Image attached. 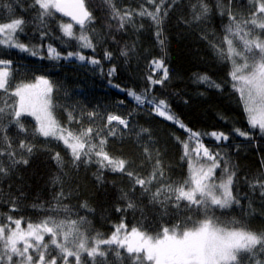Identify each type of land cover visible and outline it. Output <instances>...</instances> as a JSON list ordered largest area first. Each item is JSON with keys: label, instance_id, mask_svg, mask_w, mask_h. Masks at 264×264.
<instances>
[{"label": "snow or ice", "instance_id": "snow-or-ice-1", "mask_svg": "<svg viewBox=\"0 0 264 264\" xmlns=\"http://www.w3.org/2000/svg\"><path fill=\"white\" fill-rule=\"evenodd\" d=\"M233 2L227 0L224 4L223 0H216L217 14L222 18V35L204 32L201 39L208 42L220 62L230 65L226 83L237 94L249 129L233 128L232 132L251 139L252 132L264 136V0H247L251 6L247 16L234 12ZM103 3L107 6V17L101 29L95 26L96 16L86 0H31L24 10L35 13L32 19L37 24L40 40L50 35L49 22L57 14L70 18L68 22L63 19L58 22L61 36L57 39L69 46L74 41L76 51L64 54L51 44L45 49L43 44L24 43L21 36L26 37L28 22L13 16L7 22H0V46L41 59L74 58L100 65L99 59L86 57L83 50L95 53L98 46L109 40L119 45L121 40L117 34L129 28L140 32L147 22L149 28L155 29L161 50L166 47L162 26L174 0H141L136 8L118 7L115 0H103ZM4 6L10 13L13 11L11 4ZM212 12L206 0H195L191 5V19L183 23L199 27L210 19ZM134 47L125 44L119 48V55L127 59ZM113 55L109 48H104V60H112ZM11 65L10 59H0V93L14 98L13 104L0 107V177L9 176L19 165H28L35 147L31 138L39 136L62 143L74 167L95 164L101 173L107 170L126 176L130 189L121 197L126 201L125 207H118L117 212L136 208L134 197L139 189L140 196L160 205L165 214L169 207L174 209L177 219L174 223L161 224L154 231L136 226L129 229L122 219L113 225L110 235L105 237L99 232L93 235L91 221L64 204L66 197L61 191L39 222L0 213V264H109L110 257L115 258L111 264H264V231H252L235 218L222 219L230 215L229 209L241 205V197L234 191L237 173L224 155L204 144L203 138L228 141L229 134L193 131L172 111L167 98L154 94L155 86H164L170 79L164 57L149 62L144 89H128L126 95L137 107L147 106L151 113L187 134L185 140L176 138L183 148L181 159L187 164V177L182 181H173L159 155L153 158L147 146L143 149L144 162L151 166L147 175L133 168L134 161L110 155L109 137L117 136V125L123 129L130 127L127 118L109 113L101 117L102 124H97V113L88 112L85 125L80 115L65 109L67 123H61L55 115L58 107L53 102L55 85L45 76H37L31 82H15ZM116 71L112 67L107 75L111 77ZM194 83L221 91L224 87L207 74L196 75ZM29 117L34 121L31 129L25 123ZM147 131L141 129V133ZM20 134L23 136L17 140ZM52 158L58 166H63L60 153ZM97 180H102V175H97ZM246 183L264 198V177L246 180ZM8 203L10 213L18 211L16 198ZM79 208L92 211L87 203L80 204ZM61 214L63 218H58Z\"/></svg>", "mask_w": 264, "mask_h": 264}, {"label": "trees", "instance_id": "trees-1", "mask_svg": "<svg viewBox=\"0 0 264 264\" xmlns=\"http://www.w3.org/2000/svg\"><path fill=\"white\" fill-rule=\"evenodd\" d=\"M140 2L115 0L121 8H136ZM194 2L174 0L162 26L166 38L163 50L154 35L155 29L149 28L145 22V28L140 32L129 28L117 34L121 40L119 45L109 40L98 46L95 53L83 50L86 57L95 56L99 59L100 65L74 58L41 59L4 46H0V59L12 61L10 72L15 82H31L37 76H45L55 85L53 102L58 106L55 115L61 123H67L65 109L80 115L85 125L88 123V112L97 113V124H102L101 117L109 113L127 118L130 127L123 129L117 125V136L109 137L107 151L110 155L134 161L133 168L141 175H147L151 171L150 164L144 162L143 157V149L147 146L153 158L159 155L168 176L173 181H182L187 177V164L181 159L183 148L176 138L185 140L187 134L172 122L151 113L147 106L137 107L126 95L128 89L143 90L147 83L145 77L150 71L149 62L153 58L164 57L170 79L164 86H155L154 94L167 98L172 111L193 131H222L229 134L228 141L216 142L207 136L203 138L204 144L224 155L235 166L237 173L234 191L240 195L241 205L229 209L230 215L222 219L235 218L243 221L244 227L252 231H264V198L260 197L258 191L253 192L246 183V180L264 177V136L252 132V138L248 139L232 132L233 128L243 131L249 129L238 96L232 92L230 84L226 83L230 65L220 62L208 42L201 39L204 32L221 36L222 18L217 14L216 0H206L213 9L210 19L199 27L183 23L185 19H191V5ZM30 3L31 0H0V22H7L9 16L23 17L28 22L25 27L27 35L21 36L24 43L43 44L45 49L51 44L64 54L78 50L74 47V41L70 42L73 46H69L57 39L61 36L58 22L61 19L68 22L59 14L54 21L49 22L50 35L40 40L37 24L32 19L35 13L24 11ZM86 3L96 16L95 26L101 29L107 17V6L103 0H86ZM223 3L227 4V0H223ZM6 4L12 5L11 13L4 6ZM250 7L247 0L233 2V11L239 15L247 16ZM224 22H227L226 18ZM125 44L135 46L127 59L119 55V48ZM104 48L113 52L112 60L103 59ZM112 67L117 71L109 77L107 73ZM198 74H207L213 80L223 83V90L209 89L194 83ZM6 103L13 104L14 98L0 93V107ZM25 123L31 129L34 121L29 117ZM141 129L148 131L141 133ZM22 136L20 134L16 139ZM31 143L35 147L28 165H19L9 176L0 177V213L39 222L48 212L49 206L55 203L54 196L63 191L66 197L63 203L71 207L74 213L87 216L91 221L93 235L96 232L105 237L110 235L113 225L122 219L129 229L136 226L149 231L158 229L161 224L176 221L174 209L169 207L165 214L166 210L160 205L151 204L147 197L140 196L139 189L134 197L136 208L117 212L118 207L124 208L126 205V201L121 199L123 193L130 189V181L126 176L107 170L101 173L95 164L74 167L60 142L36 136L31 138ZM56 153H60L63 159L62 167L52 158ZM97 175H102V180H97ZM57 177L59 180H56ZM245 194L247 198H244ZM13 198L17 200L18 211L10 213L8 201ZM82 203H87L92 211L79 208ZM58 218H63V214ZM114 259L110 257L109 264Z\"/></svg>", "mask_w": 264, "mask_h": 264}, {"label": "water", "instance_id": "water-1", "mask_svg": "<svg viewBox=\"0 0 264 264\" xmlns=\"http://www.w3.org/2000/svg\"><path fill=\"white\" fill-rule=\"evenodd\" d=\"M64 19L68 21L70 18H66V17H64Z\"/></svg>", "mask_w": 264, "mask_h": 264}, {"label": "rangeland", "instance_id": "rangeland-1", "mask_svg": "<svg viewBox=\"0 0 264 264\" xmlns=\"http://www.w3.org/2000/svg\"><path fill=\"white\" fill-rule=\"evenodd\" d=\"M164 119V118H163Z\"/></svg>", "mask_w": 264, "mask_h": 264}]
</instances>
